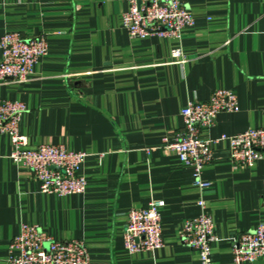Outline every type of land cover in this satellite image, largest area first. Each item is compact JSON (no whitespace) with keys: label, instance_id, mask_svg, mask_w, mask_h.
Instances as JSON below:
<instances>
[{"label":"crops","instance_id":"obj_1","mask_svg":"<svg viewBox=\"0 0 264 264\" xmlns=\"http://www.w3.org/2000/svg\"><path fill=\"white\" fill-rule=\"evenodd\" d=\"M183 2L195 24L175 40L129 37L121 22L126 0H0V38L19 32L47 43L28 81L0 80V100L26 107L18 125L24 149L44 142L87 154L79 169L84 193L43 194L0 134V264H8L21 224L82 240L91 264H200L179 234L200 213L201 196L191 168L162 146L181 130V108L217 89L233 91L239 110L218 114L201 138L264 127V0ZM174 48L184 64L171 56ZM202 177L212 184L202 196L217 237L212 262L233 264V240L264 223V158L235 170L220 141ZM152 199L164 201L163 246L129 254L126 214Z\"/></svg>","mask_w":264,"mask_h":264},{"label":"built area","instance_id":"obj_2","mask_svg":"<svg viewBox=\"0 0 264 264\" xmlns=\"http://www.w3.org/2000/svg\"><path fill=\"white\" fill-rule=\"evenodd\" d=\"M128 9L121 15L123 28L131 38L156 37L180 40L183 30L194 26L192 13L183 0H126ZM47 53L44 36L27 38L8 32L0 38V80L28 81L38 59ZM171 56L179 64L186 62L180 48ZM238 100L231 90H214L206 102L188 101L180 110L182 128L172 140H164L162 149L174 154L192 170V185L200 198L197 217L186 220L179 234L181 244L196 252L200 264H213L211 247L217 241L214 224L205 212L203 195L212 184L202 177L203 168L213 160V147L220 141L229 146V161L236 170L249 168L264 158V127L251 128L216 139L199 136L202 128L214 126L223 112H237ZM26 111L22 102L0 100V134H7L13 149L9 158L26 166L43 194L66 196L85 192L86 180L79 174L87 156L68 151L60 145L40 143L25 150L26 137L18 129ZM264 201V196H263ZM164 201L152 199L144 208L133 207L126 214L122 231L124 249L129 254L153 252L163 246L161 210ZM17 252L13 255L12 252ZM8 264H91L85 243L78 239L57 240L36 225L21 224L9 247ZM233 264H252L264 256V223L239 234L231 248Z\"/></svg>","mask_w":264,"mask_h":264}]
</instances>
